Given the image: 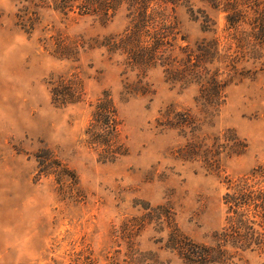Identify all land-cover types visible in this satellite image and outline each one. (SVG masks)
<instances>
[{
	"label": "rangeland",
	"instance_id": "obj_1",
	"mask_svg": "<svg viewBox=\"0 0 264 264\" xmlns=\"http://www.w3.org/2000/svg\"><path fill=\"white\" fill-rule=\"evenodd\" d=\"M167 4V14L176 17L189 42L214 37L221 48L232 42L223 4ZM202 14L212 19L211 32L202 31ZM248 16L238 32L251 30V10ZM128 25L125 8L105 23L76 11L65 16L50 0H0V264H127L123 223L158 205L171 206L183 234L211 243L212 233L225 224V176L238 178L264 167V58L240 63L246 72L234 76L223 106L198 126L210 148L225 132L248 145L243 155L224 158L215 174L199 160L180 159L179 151L192 140L157 124L169 109L203 120L195 102L198 87L169 84L156 67L145 77L152 94H128L124 86L136 81V72H125L122 57L89 46L122 34ZM75 43L83 47L74 60L53 53L57 44ZM72 74L82 80L85 100L59 108L47 81L50 75ZM104 91L117 107L128 149L110 163L86 145L85 136L91 105ZM49 154L75 173L78 186L69 187L70 179L60 180L56 169L40 173L39 160ZM161 229L153 223L136 233L133 249L156 255L160 264H185L164 248L168 231ZM245 260L264 264V255L249 253Z\"/></svg>",
	"mask_w": 264,
	"mask_h": 264
},
{
	"label": "trees",
	"instance_id": "obj_2",
	"mask_svg": "<svg viewBox=\"0 0 264 264\" xmlns=\"http://www.w3.org/2000/svg\"><path fill=\"white\" fill-rule=\"evenodd\" d=\"M50 1L53 9L65 16L76 11L79 16L97 17L105 23L121 9H126L129 25L122 34L105 36L101 41L96 40V44H89L91 48H104L109 54L122 57L125 72H136V81L124 86L126 93L152 94L145 77L156 67L163 70L169 84L181 88L198 87L195 102L204 115L203 120H198L187 110L171 109L162 113L157 120L162 129L176 130L180 136L192 140L187 139L190 143L179 151L180 159L199 160L208 171L219 174L224 158L241 156L247 151L246 141L232 132L213 138L210 148L206 138L200 139L198 126L209 121L212 111L223 106L226 90L234 76L246 72L240 63L247 62L246 58H264V0H205L214 7L223 4L227 30L233 32L229 34L232 42L227 48H221V43L214 37L189 42L178 29L176 17L167 14L168 0ZM248 10L253 12L250 23L253 26L250 31L238 32L243 24L248 23ZM192 15L193 20L198 19ZM200 17L203 19L202 31L211 32L208 27L212 19L207 14ZM180 41L183 44H179ZM232 45L234 51H231ZM79 47L76 43L73 46L57 44L53 53L58 59L74 60ZM47 83L52 103L59 108L74 106L85 100L86 92L77 75H50ZM91 107L90 121L85 131L86 145L104 163L127 155L128 149L122 138L118 110L112 96L104 91ZM41 157L44 161L39 160L40 173L52 174L51 169H56L54 171L58 172L54 173L60 180L63 177L70 179L67 180L71 181L69 187L78 186L75 173L52 154ZM225 183V224L212 233L211 243H199L183 234L175 223L171 206L158 205L144 208L146 213L142 217L123 223L121 233L128 244L124 261L127 264H160L156 255L133 249L136 233L153 223L160 230L167 229L164 248L177 254L185 264H248L245 260L247 254L264 255V167L258 166L238 178L225 176Z\"/></svg>",
	"mask_w": 264,
	"mask_h": 264
}]
</instances>
